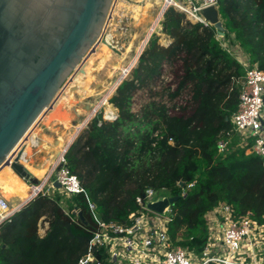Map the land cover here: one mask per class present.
Returning a JSON list of instances; mask_svg holds the SVG:
<instances>
[{
	"label": "trees",
	"instance_id": "16d2710c",
	"mask_svg": "<svg viewBox=\"0 0 264 264\" xmlns=\"http://www.w3.org/2000/svg\"><path fill=\"white\" fill-rule=\"evenodd\" d=\"M217 8L223 38L264 71V0H217ZM159 24L166 42L150 34L107 99L114 116L95 112L63 153L82 192L43 187L2 220L0 264H75L96 229L87 202L99 220L127 226L135 197L147 188L177 197L167 234L191 253L210 240L206 215L218 203L235 218L250 211L264 221V158L238 147L217 151L244 67L221 48L211 25L189 22L172 7ZM96 253L114 264L102 249Z\"/></svg>",
	"mask_w": 264,
	"mask_h": 264
},
{
	"label": "built area",
	"instance_id": "2783aa9c",
	"mask_svg": "<svg viewBox=\"0 0 264 264\" xmlns=\"http://www.w3.org/2000/svg\"><path fill=\"white\" fill-rule=\"evenodd\" d=\"M155 1L159 5L157 21L161 20L162 11L172 7L182 12L185 20L203 26L210 24L199 11L209 6L217 7V0ZM223 35L216 33L219 45L244 67V75L240 82L237 107L230 116L231 128L217 141V151L223 153L230 147H238L245 153L264 158V71L249 65L246 55L224 39ZM113 116L110 110L107 119ZM233 138L235 143L230 145ZM63 151L64 148L40 184L30 182L27 198L30 199L40 191L45 182L50 189L54 188V181L58 182V189L65 196L82 192L75 175L63 164ZM162 193L161 190L147 188L136 196V213L127 226L99 220L93 212V204L87 202L96 229L89 239L86 252L75 264H104L96 253L98 249H102L107 259L114 264H264V221L259 222L250 211L235 218L232 209L225 203H218L208 211L206 217L211 237L198 254L173 245L167 234V223L172 218L171 205L162 213L154 212L146 206L147 202L169 197L167 193ZM184 194L185 190L182 189L181 195ZM19 207H10L6 198L0 194V222Z\"/></svg>",
	"mask_w": 264,
	"mask_h": 264
},
{
	"label": "water",
	"instance_id": "95a60500",
	"mask_svg": "<svg viewBox=\"0 0 264 264\" xmlns=\"http://www.w3.org/2000/svg\"><path fill=\"white\" fill-rule=\"evenodd\" d=\"M110 3L111 0H0V165L97 40ZM199 14L217 34H224L216 6L203 8ZM103 118H108L105 113ZM22 152L20 148L8 161V167L25 183L29 179L36 183L37 179L20 161ZM53 186L59 188L58 182L54 181ZM175 199L176 196L163 197L146 206L162 213Z\"/></svg>",
	"mask_w": 264,
	"mask_h": 264
},
{
	"label": "bare ground",
	"instance_id": "6f19581e",
	"mask_svg": "<svg viewBox=\"0 0 264 264\" xmlns=\"http://www.w3.org/2000/svg\"><path fill=\"white\" fill-rule=\"evenodd\" d=\"M152 4L150 1L145 2V4H143V5H139L137 3L132 4V3L127 2L125 0H112L111 1V6L109 5L110 9L108 8L109 11H107V16L105 17V20H104V23H103V26L101 29V33L99 34L97 40L93 43L91 48L83 56L82 61L79 62L80 64L79 65L77 64L74 67V69H73L74 71L72 70L73 71L72 74L71 73H70L71 75L69 74L70 76H68L66 78L65 82L57 90L53 100L50 103V105L48 107L44 108L38 114V116L35 118V120L30 125V127L25 131V133L22 135V137L19 139V141L11 149V151L9 152V154L6 157L7 158L6 162H4L0 165V191L3 194V195L1 194L2 196H4L6 198L9 196L15 195V196H18L20 198H23V197H26L28 194L29 186L13 172L8 167V164H7L8 161H10L15 156V154L18 152V150L20 148L23 149L22 155L20 157L21 163L32 174L33 178L40 179V178L44 177L42 175H44L46 173L47 165L49 163L48 164H40V163L39 164H33V163H31L28 156H27L29 154V152L31 151L30 146L36 147L38 149H40L42 147H48L47 148L48 153L55 155V158H51L49 161L51 163H54L57 156L60 154V152L62 150V146L64 145V142H66L68 144L73 139L72 137L75 135L77 130H79V128L81 127V124L80 123H74V124L72 123V118H73V115L71 114V113H73L72 111H71L70 115L62 114L60 117V122L62 123L61 126L63 125V128L69 129L70 127H73V129H74L72 134H70L66 138H64L63 135L61 134V135H58L54 141H50V139L48 140L46 138V136H43L42 133H41L42 134L41 135L37 132V127L43 120L49 118L52 115V113L57 110V108L61 105V103H63L64 100L69 101L71 99L72 93L74 92L75 88L78 89V94L81 96L83 95V97L93 96V95H97V94L101 95L102 93H104L102 95V100H104L105 97L113 90V88L116 86L117 82L121 78L120 75L121 74L123 75L127 68L122 67L118 62H115L114 64H112L113 71L110 72V74L105 78V80L98 85L100 88V89H98L99 91H96L91 87L90 81L88 79V70L91 67V64L93 63V59L95 58V55H96V58L97 57L101 58L100 63L103 62L104 59H107V57H109L110 49H109L108 45L109 44L111 45V43L113 42L114 33L116 31L113 28L114 22L117 19L120 20V18L123 17L127 13L131 14V18L134 17L136 20H138L140 18V16L142 14H144L145 11ZM143 18H145V17H143ZM115 41H117V40H115ZM135 59H136V57L134 59H132L130 64H133ZM92 65H94V64H92ZM116 70L118 71V73H116ZM61 90L63 92H61ZM91 105H89V106H91ZM86 107H88V106H86ZM109 112H110V110L105 111L106 117H108ZM85 117H87V116H85ZM59 128H60V126H59ZM27 137H28V139H27Z\"/></svg>",
	"mask_w": 264,
	"mask_h": 264
},
{
	"label": "rangeland",
	"instance_id": "374dc122",
	"mask_svg": "<svg viewBox=\"0 0 264 264\" xmlns=\"http://www.w3.org/2000/svg\"><path fill=\"white\" fill-rule=\"evenodd\" d=\"M125 1L130 2L132 4L137 3L139 5H143V4H145V2L150 1L151 4L152 3L153 4L151 5L152 7L150 6L145 11V13L140 16V18L138 20H136L134 17L131 18V14H129V13H127L123 17H121L120 20L116 18L117 20L113 24V28L116 30L114 33V40L111 43V45L110 44L108 45V47L110 49L109 57H107V59H104L103 62L100 63L101 58H98V57L96 58V55H95V58H94L95 60L93 59V63H92L94 65L91 64V67L88 70V79L90 81V85L96 91H99L98 89H100L98 85L105 80V78L110 74V72L113 71L112 64H114L115 62H118L124 68H127L128 66L132 67L133 64H135L136 59L133 62V64H130V62L141 51L146 38L149 37L151 33L159 34V36H160L159 41L161 43L162 42L164 43L163 35L160 34V32H159V30H160L159 21L160 20L157 21L158 13H159L158 3L155 0H125ZM110 6H111V3H110ZM110 6H109V9H110ZM109 9H108V11H109ZM143 17H145V18H143ZM115 40H117V41H115ZM81 61H82V59L79 62H81ZM79 64L80 63H78V65ZM130 68L123 75L121 74L120 76L123 78L126 77L128 75ZM72 72H71V74H72ZM116 73H118L117 70H116ZM114 89L115 88H113V90ZM113 90L105 97L104 100H102V95L104 93H102L101 95L97 94V95H93V96L83 97V95L81 96L78 94V89L75 88V90H74L75 93L74 92L72 93L71 99L69 101L64 100L63 103H61V105L57 108V110L52 113L53 116L51 115L49 118L43 120L38 125L37 132L39 134L42 133L43 136H46V138L48 140L50 139V141H54L57 138V136L61 135V134L63 135L64 138L68 137L70 134H72L74 129H73V127H70L69 129L63 128V125L61 126L62 123L60 122V117L62 114L70 115V113L72 111L73 112V113H71L73 115L72 123L73 124L74 123H80L81 124V127L79 128V130H77V132L75 133V134H78L80 132V129H82L84 127L86 121L95 112H97L98 110H101L102 111V117H103L106 110H112L110 105L106 102H107V99L110 97V95L113 93ZM61 92H63V91L61 90ZM89 105H91V106H89ZM86 106H88V107H86ZM85 116H87V117H85ZM59 126H60V128H59ZM74 136L72 137L73 139L75 138ZM28 137H27V139H28ZM64 144H65V142H64ZM47 148L48 147H42V148L38 149L36 147L30 146V149H31V151L29 152L30 155L29 154L27 155L30 162L33 164H39V163L40 164H48L49 163L47 165L46 173L44 175H42L44 177L37 179L38 184H40L44 180V178L47 176V174L50 170L49 168H51L52 163L49 160L51 158H55V155L48 153ZM26 184L28 186H30V179L26 182ZM162 194H164V192Z\"/></svg>",
	"mask_w": 264,
	"mask_h": 264
},
{
	"label": "crops",
	"instance_id": "0c3cea01",
	"mask_svg": "<svg viewBox=\"0 0 264 264\" xmlns=\"http://www.w3.org/2000/svg\"><path fill=\"white\" fill-rule=\"evenodd\" d=\"M163 41L166 42L165 39H164ZM72 140H73V139H72ZM66 145H67V143L65 142V144L62 146V149L65 148ZM61 151H62V150H61ZM47 184H48V183L45 182L44 187H45L47 190H49L50 188L48 187ZM0 194H2L1 191H0ZM2 195H3V194H2ZM28 195H29V190H28V194H27V196H28ZM27 196H26V197H27ZM26 197L20 198V197H18V196L12 195V196L6 197V200H7V203H8V205H9L10 207L15 208V207L21 206V205L25 202Z\"/></svg>",
	"mask_w": 264,
	"mask_h": 264
}]
</instances>
